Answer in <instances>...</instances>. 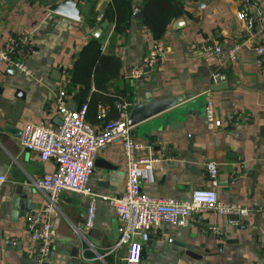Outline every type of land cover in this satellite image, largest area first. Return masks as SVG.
<instances>
[{
  "label": "crops",
  "instance_id": "obj_1",
  "mask_svg": "<svg viewBox=\"0 0 264 264\" xmlns=\"http://www.w3.org/2000/svg\"><path fill=\"white\" fill-rule=\"evenodd\" d=\"M58 1L0 0V44L26 34L35 48L28 58L34 70L32 77L0 61V174L5 175L0 183V264H30L33 243L25 216L46 202L43 191L32 180L55 165L52 159L41 160L35 151L22 149L18 142L20 130L28 122L52 126L59 123L53 97L60 88L66 91L68 105L77 107L68 90L66 71L85 41L94 37L92 31L104 20L96 18L110 0H73L78 18L52 11L50 4ZM143 1L133 0V5ZM181 1L186 12L175 17L158 38L168 48L166 55L140 76L131 73L141 64L154 39L142 18L132 16L129 28L123 32H115L108 21L96 36L105 52L120 58V73L112 80L111 88L123 92L129 110L137 95L144 92L154 98H183L173 107L130 126L134 139L149 145L144 153L155 157L154 180H142L140 187L154 197L188 199L194 188L209 186L204 163L215 159L219 200L248 206L250 212L235 217L202 208L185 226L160 220L150 229L140 262L134 264H264V58L259 62L254 49L264 37V0H253L256 7L252 11L263 12L253 36L237 19L239 0ZM207 42L220 44L222 54L204 50ZM235 43H242L238 56L226 60L227 50ZM213 71H220L227 85L209 92L206 89ZM208 95L213 98L215 114L231 121L215 131L207 128L205 120ZM173 109L181 110L165 118ZM245 114L250 117L244 121ZM102 120L88 121L99 129ZM174 121L181 124L171 127ZM96 153L88 180L90 188L99 194L122 193L127 177L122 144L110 142ZM19 187L33 204L25 213L11 208L12 196ZM86 205L87 199L76 192L60 193L58 212L51 218L55 233L44 261L128 264L123 259L125 246L104 259L95 257L115 242L120 223L113 206L105 198H97L91 227L101 232L96 240L83 231ZM209 224H215L220 233L209 232ZM88 240L97 243L89 248Z\"/></svg>",
  "mask_w": 264,
  "mask_h": 264
},
{
  "label": "built area",
  "instance_id": "obj_2",
  "mask_svg": "<svg viewBox=\"0 0 264 264\" xmlns=\"http://www.w3.org/2000/svg\"><path fill=\"white\" fill-rule=\"evenodd\" d=\"M241 8L237 11V19L246 25L251 36L258 30L262 11L254 13L255 2L253 0H239ZM100 16H97L99 21ZM150 47L142 58L141 64L136 67L131 75L140 76L153 69L159 60L167 53V46L163 41L154 38ZM242 43L233 44L225 56L226 60L233 61L239 54ZM254 49L259 62L264 58V37H260ZM204 50H213L216 54H222L223 48L220 44L207 42ZM35 52L28 35L22 34L10 38L6 44H0V61L5 66L15 68L26 77H32L34 70L28 58ZM220 71H213L212 81L220 80ZM207 91H211L208 88ZM66 91L60 88L55 93L54 111L60 123L47 125L44 122L25 123L18 135V142L22 149L35 151L41 160L52 159L54 168L44 175L32 180V183L42 190L46 202L41 209H33L25 216V226L30 242L33 243L30 264H42L50 252L51 239L55 233L52 225V215L58 212L56 206L61 192L73 191L87 199V207L83 222V231H88L93 226L95 212V201L97 198L106 199L113 206L116 218L120 223L119 235L115 242L102 252L96 253L95 257L104 259L106 254L118 253L125 246L123 259L128 264L139 263L141 260V249L149 241L150 229L158 224L160 220L170 223L172 226H185L190 217L202 208L213 209L220 214L229 215L237 213L246 216L250 212L248 206L239 203H225L219 200L217 193L218 167L215 159L204 163L209 180V186L196 187L188 199L173 197H154L142 190L140 181L152 182L154 180L152 154H145L144 148L149 145L136 141L130 134L127 119L129 104L125 98L117 102L118 117L106 118L105 107L99 106L97 117L104 118L100 128L96 129L85 117L86 103L77 107H70L65 100ZM204 114L207 128L215 131L217 128L230 123L217 116L214 112L213 98L208 95ZM245 114L243 120H248ZM119 142L126 153L127 177L124 190L120 194H99L90 188L88 180L93 172L94 160L97 151L110 142ZM5 180V175L0 174V183ZM264 210V208H263ZM209 232L220 233L215 224H209L206 228ZM88 247L91 248V242ZM261 258L264 263V241L261 247Z\"/></svg>",
  "mask_w": 264,
  "mask_h": 264
},
{
  "label": "trees",
  "instance_id": "obj_3",
  "mask_svg": "<svg viewBox=\"0 0 264 264\" xmlns=\"http://www.w3.org/2000/svg\"><path fill=\"white\" fill-rule=\"evenodd\" d=\"M132 7L133 0H110L102 9L100 19H108L115 32H123L130 26ZM143 9L142 22L156 39L165 34L175 17L186 12L181 0H144ZM100 45V37L86 40L66 71L68 90L72 91L76 106L86 103L87 120L99 119L97 107L101 105L105 107L106 118L118 117L117 102L124 97L122 91L111 88L112 80L120 73V58L105 52Z\"/></svg>",
  "mask_w": 264,
  "mask_h": 264
},
{
  "label": "water",
  "instance_id": "obj_4",
  "mask_svg": "<svg viewBox=\"0 0 264 264\" xmlns=\"http://www.w3.org/2000/svg\"><path fill=\"white\" fill-rule=\"evenodd\" d=\"M49 8L52 11H55L61 14L64 13L71 17L78 18V11L76 10L75 3L73 0H60L58 2H54L50 4ZM132 9H133L132 16L134 18L143 17L144 9H143L142 2L135 3ZM107 22H108L107 19L102 20L99 24V27H97L96 29L92 31V35L94 37L98 36L101 30L100 27L106 26ZM219 78L220 80L218 82H213L211 78L210 85L208 86V88L217 89V88L224 87L227 85L226 78H224V75H220ZM208 88L206 90H208ZM136 98H137L136 102L135 104H133L128 114L127 122H128L129 127L134 124H137L139 121L143 119L151 117L157 112L169 109L173 107V105L183 100V98L179 95H173V97H165V96L156 97L155 96L154 98L150 92H144L140 95H137ZM129 103H131V100H129ZM70 106L73 107V105H70ZM180 110L181 109H173V112H171L170 114H167L165 118H170L171 116H173V113H176ZM60 121L61 120H59V123ZM179 124H181L179 121L170 122L171 127L177 126ZM15 190L16 191L11 199V208L19 209L18 210L19 213H25L26 211L32 208L33 204L29 203V199L26 197V194L22 193V191L20 190V187ZM12 214H15V213H12ZM230 214H233L235 217H239L237 213H230ZM88 235L98 240L101 237V232L95 228H90L88 230ZM88 241L93 244L97 243V242H94L93 240H88ZM143 253H144V246L141 249V256H143ZM42 264H48V263L43 262Z\"/></svg>",
  "mask_w": 264,
  "mask_h": 264
}]
</instances>
